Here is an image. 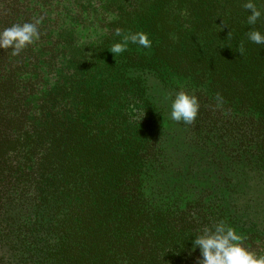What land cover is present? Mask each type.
Returning a JSON list of instances; mask_svg holds the SVG:
<instances>
[{
  "label": "trees",
  "instance_id": "trees-1",
  "mask_svg": "<svg viewBox=\"0 0 264 264\" xmlns=\"http://www.w3.org/2000/svg\"><path fill=\"white\" fill-rule=\"evenodd\" d=\"M244 2L0 0V33L38 31L0 49V264H198L191 239L219 221L264 244V45L246 35L264 17ZM117 28L152 46L114 56ZM181 90L200 104L184 145Z\"/></svg>",
  "mask_w": 264,
  "mask_h": 264
},
{
  "label": "clouds",
  "instance_id": "clouds-1",
  "mask_svg": "<svg viewBox=\"0 0 264 264\" xmlns=\"http://www.w3.org/2000/svg\"><path fill=\"white\" fill-rule=\"evenodd\" d=\"M243 8L248 13L246 22L250 26L256 25L264 17V6L258 7L256 0H245ZM115 34L121 37V40L113 43L109 49L114 56L125 52L129 43L143 48L152 46L151 40L144 32L122 33L121 29L117 28ZM246 35L251 43L264 45V32L258 28H251ZM37 36L35 24L13 25L0 33V49L12 47L14 53H19L28 44L33 43ZM244 51V46L241 44L240 54L243 55ZM216 99L218 102L221 100L219 96ZM170 107L169 118L172 121L192 124L198 116L200 104L195 95L181 90L171 100ZM243 240L244 237L236 229L224 221H219L211 227L205 226L191 239V242L193 250L200 251L198 264H264V255L250 251L243 245Z\"/></svg>",
  "mask_w": 264,
  "mask_h": 264
},
{
  "label": "rangeland",
  "instance_id": "rangeland-1",
  "mask_svg": "<svg viewBox=\"0 0 264 264\" xmlns=\"http://www.w3.org/2000/svg\"><path fill=\"white\" fill-rule=\"evenodd\" d=\"M74 28V27H73ZM84 32V31H83ZM78 35H79V40L81 41L82 39V42L84 41V39L86 38V34L87 33H84V34H81L80 36V30L77 31ZM170 128L172 129L171 130V134H170V142L172 143L173 141H175V143H177L178 145H184L186 139H185V136H184V129L182 128V125L179 123V122H173L171 125H170ZM182 147V146H180ZM180 151H181V148H180ZM237 183V182H236ZM238 188L242 189L241 191L243 193H246V197L243 200H234V203L235 204H238V205H241V206H247V204L249 203V199L250 198V194H251V184L247 183V182H244L243 181V185H236ZM245 235V234H244ZM243 243V242H242ZM243 245L248 248L250 251L256 253L257 255H259V253L264 249L263 246L264 244L261 243V241H255V243H243Z\"/></svg>",
  "mask_w": 264,
  "mask_h": 264
}]
</instances>
